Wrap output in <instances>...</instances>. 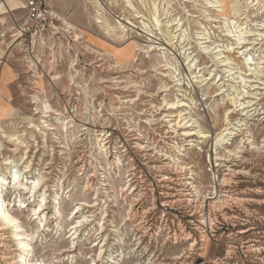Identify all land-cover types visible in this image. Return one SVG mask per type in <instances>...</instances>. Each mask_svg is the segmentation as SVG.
Returning <instances> with one entry per match:
<instances>
[{"label": "rangeland", "instance_id": "374dc122", "mask_svg": "<svg viewBox=\"0 0 264 264\" xmlns=\"http://www.w3.org/2000/svg\"><path fill=\"white\" fill-rule=\"evenodd\" d=\"M24 1L0 0V182L18 220L0 219V264H264V0H47L55 33L36 46L15 36ZM237 90L253 105L216 155Z\"/></svg>", "mask_w": 264, "mask_h": 264}, {"label": "bare ground", "instance_id": "6f19581e", "mask_svg": "<svg viewBox=\"0 0 264 264\" xmlns=\"http://www.w3.org/2000/svg\"><path fill=\"white\" fill-rule=\"evenodd\" d=\"M126 2H127V4L128 5H130V6H133V3H132V1L131 0H126ZM93 3L95 4L96 2L93 0ZM97 3H99V2H97ZM154 3V5H156V2L154 1L153 2ZM99 5V4H98ZM155 8H156V6H155ZM99 9V8H98ZM101 9V8H100ZM106 9V8H105ZM99 11V10H98ZM154 15V19H155V21L157 22V23H159L160 22V16L159 17H157V15H156V13L155 14H153ZM98 18H101V17H98ZM95 19V18H94ZM99 20V19H98ZM100 22V21H99ZM102 23V22H101ZM107 23V22H106ZM161 23V22H160ZM103 24V23H102ZM118 27V26H117ZM116 27V28H117ZM120 27H122V26H120ZM119 28V27H118ZM169 30V29H168ZM123 31H124V29H123ZM205 36V35H204ZM110 37V36H109ZM121 37V36H120ZM174 37V36H173ZM171 42V41H170ZM154 48V47H153ZM239 51V50H238ZM241 53V52H240ZM230 56V55H229ZM245 56L247 57L248 56V53H246L245 54ZM246 60V63L248 64L249 63V59L248 58H246L245 59ZM169 64V63H168ZM72 77V76H71ZM216 79V78H215ZM241 79H242V82H244L245 84H246V78L245 77H243V76H241ZM207 80V79H206ZM205 80V81H206ZM177 83V82H176ZM220 90H223L222 89V87H220ZM221 93V92H220ZM246 93H250V92H244V91H241V90H237V94L235 95V96H233V97H231V102H232V104H233V106H234V108L233 109H228L227 111H226V113H225V122H224V127L218 132V134L215 136V137H213L212 139H213V145H212V148H214V152H215V154L217 155V153H218V150L220 151V150H227L229 153H233L234 152V150L233 149H230L229 148V145H231L232 144V137L233 138H235V135L237 134V132H235V130H240V125L239 124H235V123H232V122H230L229 121V115L231 114V112H233L234 110L236 111V110H240V111H242V113H245V109L247 108V107H250V106H252L253 105V101H252V99H249V100H246V97H249V95L248 96H246ZM246 96V97H245ZM41 99V98H40ZM193 100V99H192ZM194 101V100H193ZM175 102V101H174ZM178 102H181V100H179ZM177 103V102H176ZM182 104V103H181ZM182 105H185V103L184 104H182ZM181 105V106H182ZM186 106V105H185ZM191 106V105H190ZM53 109V108H52ZM54 110V109H53ZM187 110V109H186ZM41 111V110H40ZM51 111V110H50ZM42 112V111H41ZM51 112H53V111H51ZM42 113H44V114H47L48 112L47 111H43ZM186 113V112H185ZM43 114V115H44ZM55 114H56V112H55ZM182 114H183V112H181L180 113V116H182ZM49 115V114H48ZM50 116V115H49ZM43 117V116H42ZM48 118V117H47ZM186 118H188V115H187V117H185L184 119L186 120ZM181 119V118H180ZM184 119H182V120H184ZM189 119V118H188ZM45 120V119H44ZM181 121V120H180ZM42 122V121H41ZM47 122V121H46ZM189 122H194L193 121V119L191 118V119H189L186 123H188V126H192V125H194V124H190ZM240 122V121H239ZM186 125V124H185ZM33 126H35V125H33ZM196 127H198V126H196ZM237 127H239V128H237ZM67 128V127H66ZM192 128H193V126H192ZM190 129V130H188V133H189V135H195V134H197V135H199L198 137H197V139H198V142H200V143H203V142H205V141H207V140H209V138L211 137V135L208 133V132H206L205 130H203V129H201V128H197L198 130H196V129ZM40 129V128H39ZM51 129V128H50ZM196 130V131H195ZM4 136V135H3ZM10 137V136H9ZM17 139V138H16ZM250 139V138H249ZM15 140V139H14ZM18 140V139H17ZM17 140H15V141H17ZM251 141V140H250ZM16 143V142H15ZM19 143V142H18ZM21 143V142H20ZM251 143H254V142H252L251 141ZM22 144V143H21ZM24 144V143H23ZM194 144H195V142H194ZM193 143H192V145H194ZM212 144V143H211ZM16 145H18V144H16ZM253 145V144H252ZM102 146V145H101ZM244 146V145H243ZM239 148V147H238ZM202 150V149H201ZM242 151V150H241ZM221 152V151H220ZM237 152H235V154H236ZM219 155V154H218ZM25 156V155H24ZM219 157V156H218ZM23 158V157H22ZM220 158V157H219ZM222 158V157H221ZM27 159H28V157H27ZM26 159V160H27ZM14 160V159H13ZM7 161V160H6ZM217 161V160H216ZM9 162V161H8ZM218 162V161H217ZM29 163V162H28ZM219 163V162H218ZM23 164V163H22ZM30 164V163H29ZM217 164V163H216ZM220 164V163H219ZM13 165V164H12ZM25 165V164H24ZM28 165V164H27ZM182 165V164H181ZM8 166V165H7ZM27 167H30V166H26V168ZM182 168V167H181ZM11 169V168H10ZM14 169V168H13ZM29 169V168H28ZM26 170V169H25ZM31 170V169H30ZM185 170V169H184ZM10 172H11V175H12V179H13V182L14 183H16L17 182V184L21 187H24L25 188V190L27 191L28 189H29V192H34L35 193V191L39 188V186H40V184H41V180L37 177V179H33L29 184L30 185H27V184H25L24 183V181L23 182H20L19 180H20V176H21V173H18V172H16V171H13V170H10ZM31 172V171H30ZM23 173V172H22ZM26 174V173H25ZM9 175V174H8ZM27 176V175H26ZM42 176V175H41ZM1 177V176H0ZM21 178H23V176L21 177ZM42 178V177H41ZM10 179V178H9ZM2 181L0 182V219L4 222L3 224H6V225H11V224H14L15 223V221L17 220V218H16V216H14V215H12L8 210L9 209H7V207H6V205H7V203H6V205H5V202L4 201H2V197H3V194H2V190H3V187H4V185L6 184L5 183V180L2 178L1 179ZM28 179H26V181H27ZM30 181V180H29ZM8 183V182H7ZM8 186V185H7ZM13 186V185H12ZM89 186V185H88ZM9 187H11V186H9ZM41 188V187H40ZM42 190V189H41ZM45 190V189H44ZM43 190V191H44ZM198 191V190H197ZM199 192V191H198ZM28 193V192H27ZM31 193V194H32ZM33 193V194H34ZM44 193V192H43ZM56 193V192H55ZM29 194V193H28ZM57 194V193H56ZM60 194V193H59ZM43 195H45V194H43ZM55 195V194H54ZM46 197V196H45ZM45 197H43V199H42V201L41 202H45ZM55 197V196H54ZM58 197V196H57ZM56 202V201H55ZM84 202V201H83ZM27 203V202H26ZM16 204V203H15ZM24 204V203H23ZM84 204V203H83ZM82 204V205H83ZM59 205V204H58ZM58 205H56V206H58ZM24 206V205H23ZM43 205H42V203H39V206L38 207H42ZM38 207H37V209H38ZM21 208V207H20ZM54 208V207H53ZM60 208V207H59ZM42 209V208H41ZM44 209V208H43ZM78 208H76V210H77ZM35 211H36V209H34ZM61 210V209H60ZM60 210H58L57 209V212H59L60 213ZM38 212V211H37ZM43 213V212H42ZM45 213V212H44ZM38 214V213H37ZM58 215V214H57ZM37 217V216H36ZM42 217V216H41ZM61 217V216H60ZM84 217V216H83ZM88 218V217H87ZM41 219V218H40ZM58 219V218H57ZM43 220H45V219H43ZM47 220V219H46ZM18 221V220H17ZM80 223H81V221H80ZM20 224V223H19ZM43 224V223H42ZM21 225H15V227L16 228H19ZM61 226V225H60ZM78 226V225H77ZM76 227V226H75ZM23 228V227H22ZM22 228H21V230H22ZM59 228V227H58ZM61 228V227H60ZM76 229V228H75ZM24 231V230H23ZM19 232V231H18ZM16 233V236H21V235H23L24 233ZM25 232V231H24ZM26 233V232H25ZM73 233V232H72ZM76 233V232H75ZM15 234V233H14ZM25 235V234H24ZM27 235V234H26ZM25 235V236H26ZM31 235V234H30ZM73 235H75V234H73ZM27 238H28V236H26ZM34 237V236H33ZM18 238V237H17ZM22 238V237H21ZM19 244H22V245H24V246H26L27 247V250L30 248V246H31V244L27 241V239L26 240H24L23 239V241H19ZM32 249V248H31ZM24 253H27V252H24ZM20 257H22L23 259H24V256H22V255H20ZM33 263V262H32ZM31 263V261L29 262L28 261V263L27 264H32Z\"/></svg>", "mask_w": 264, "mask_h": 264}, {"label": "built area", "instance_id": "2783aa9c", "mask_svg": "<svg viewBox=\"0 0 264 264\" xmlns=\"http://www.w3.org/2000/svg\"><path fill=\"white\" fill-rule=\"evenodd\" d=\"M23 20L16 28L17 40L24 39L33 46L45 43L51 31L53 12L47 0H25Z\"/></svg>", "mask_w": 264, "mask_h": 264}]
</instances>
